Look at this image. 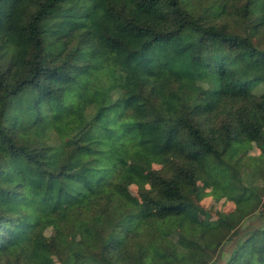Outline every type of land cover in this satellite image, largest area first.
Returning <instances> with one entry per match:
<instances>
[{"label":"trees","instance_id":"16d2710c","mask_svg":"<svg viewBox=\"0 0 264 264\" xmlns=\"http://www.w3.org/2000/svg\"><path fill=\"white\" fill-rule=\"evenodd\" d=\"M263 158L264 0H0V264H211L264 216ZM199 177L235 210L199 220ZM224 264H264V226Z\"/></svg>","mask_w":264,"mask_h":264},{"label":"rangeland","instance_id":"374dc122","mask_svg":"<svg viewBox=\"0 0 264 264\" xmlns=\"http://www.w3.org/2000/svg\"><path fill=\"white\" fill-rule=\"evenodd\" d=\"M248 157H259L261 155L260 150L254 143H249L244 149ZM117 159L120 161L122 168H126L130 164V159L126 154H117ZM264 160V158H263ZM167 161L164 158H156L152 161L153 168L160 170L166 167ZM198 184L201 189L208 195L201 194L199 197L189 192L190 202L188 203V209L192 210L199 220H205L207 222H215L218 219L227 216L229 213L235 210V204L227 197L212 194L216 186L213 182L206 177H199ZM264 185V180L260 183ZM149 188V182L147 175L143 176L140 183L137 185L128 186L125 190L126 198L135 206L140 205V191ZM108 187L96 188L98 193H103ZM65 220V215L60 214L54 218L46 220L42 226V234L52 239L55 236L57 227ZM185 218L179 217L174 225L165 231V238L172 243L179 242L181 239L180 233L183 228ZM264 226V216L259 212L247 217L244 223L229 237L228 241L222 248H218L214 260L211 264H224L225 259L228 257L229 252L233 248V245L239 241L250 229L254 227ZM84 223L81 221L75 222L72 229V239L78 241L83 235ZM46 256L44 264H60L59 259L54 254V248L52 242H48L46 246Z\"/></svg>","mask_w":264,"mask_h":264}]
</instances>
